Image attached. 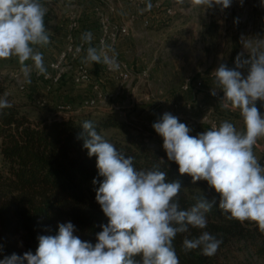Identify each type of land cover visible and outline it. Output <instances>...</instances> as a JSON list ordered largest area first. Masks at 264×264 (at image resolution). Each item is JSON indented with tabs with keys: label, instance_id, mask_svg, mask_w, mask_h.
<instances>
[{
	"label": "clouds",
	"instance_id": "1",
	"mask_svg": "<svg viewBox=\"0 0 264 264\" xmlns=\"http://www.w3.org/2000/svg\"><path fill=\"white\" fill-rule=\"evenodd\" d=\"M195 4L205 8L219 5L223 10L231 6L232 0H195ZM151 8L149 2L144 10ZM46 13L40 0H0V59L17 57L28 83L33 67L38 74H46L43 54L34 47L50 43ZM82 39L90 42L92 33H85ZM244 49L249 50L247 58L241 52L233 68L222 63L211 73L214 86L210 91L214 97L217 90L223 92L220 107L238 111L243 130L224 120L193 136L192 129L168 112L152 127L163 138L167 159L178 165L181 176H190L194 184L206 181L219 195L218 207L228 219L249 222L264 231V165L254 153L258 141L264 138V114L256 106L257 101L264 102V39H258L254 46L248 42ZM86 59L102 62L112 70L119 68L115 56L103 50L98 53L89 47ZM29 60L33 66L25 63ZM6 97V93L0 97V109L12 107ZM82 128L83 147L89 157H96L98 174L103 177L95 200L108 223L100 225L97 242L80 239L71 222L61 223L56 235L38 237L35 254L13 253L0 264H180L173 245L175 237L189 232V226L205 229L206 213L216 200L199 196L193 206L183 209L179 180L169 182L167 172L158 165L137 170L134 157L117 150L91 121H84ZM221 243L204 231L196 238L185 236L183 249L187 252L199 248L203 255L213 256ZM137 256L141 259L136 260Z\"/></svg>",
	"mask_w": 264,
	"mask_h": 264
},
{
	"label": "trees",
	"instance_id": "2",
	"mask_svg": "<svg viewBox=\"0 0 264 264\" xmlns=\"http://www.w3.org/2000/svg\"><path fill=\"white\" fill-rule=\"evenodd\" d=\"M89 43L90 47L94 46ZM99 69L107 73L97 64L94 71L97 73ZM91 71L93 74V69ZM5 93L12 107L0 109L3 159L0 166V260L13 253L22 256L31 251L35 254L38 237L56 235L61 223L71 222L76 229L74 234L80 239L97 242L96 234L102 230L100 225H106L108 219L95 200L103 177L98 174L96 157H89L80 138L83 122L91 121L97 132L117 150L126 157H134L137 170L158 165L167 172L169 182L179 180L182 185L179 202L183 209L193 206L199 196L216 200L206 213L205 229L189 226V232L175 237L173 245L180 264H264V231L255 224L228 219L218 207L219 195L211 189H196L183 179L178 165L167 159L166 152L149 143L151 133L128 115L121 118L111 111L97 117L46 112L15 100L8 92L6 78L0 74V97ZM30 100L35 102L33 97ZM33 108L39 115L29 111ZM111 128L117 129L123 137L108 134ZM94 179L96 184H93ZM204 231L222 240L215 255L205 256L199 248L186 252L183 249L185 236L196 238Z\"/></svg>",
	"mask_w": 264,
	"mask_h": 264
},
{
	"label": "rangeland",
	"instance_id": "3",
	"mask_svg": "<svg viewBox=\"0 0 264 264\" xmlns=\"http://www.w3.org/2000/svg\"><path fill=\"white\" fill-rule=\"evenodd\" d=\"M46 1L51 6H48L45 0H40L47 8L44 21L45 27L47 30L50 29V33L54 34L59 29H63L65 21L69 20L70 25L73 17L80 21L79 12L83 8L80 0ZM96 1L99 15L100 13H110L108 2H112L116 8L114 13L119 19L131 16L126 22H129L132 17L138 14L141 15L140 8L144 6L134 4L131 0ZM148 1H152L155 6L151 10H146V12L157 15L153 18L151 25L146 26L144 24L143 15L138 19H134L131 23L130 35L133 49L128 60L133 63L138 58L144 60L145 69L150 72L152 80V90L155 95L152 100L134 102L131 99L129 87L120 86V83L115 81L119 93H114L117 92L116 87H107L99 81L101 89L105 93L107 92L109 96L104 99V102L91 107L87 104L86 94L80 98L74 97V95H79L78 84L80 83H75L70 74L64 76L57 83H51L37 78V71L34 69L30 73L31 83H28L15 56L0 59V74L6 78L8 92L15 100L27 105L31 104L46 112L71 113L78 109L80 110L79 113L92 114L97 117L101 114H96V111L104 112L107 110L115 112L121 118L128 115L131 120L145 127L150 133L157 134L152 125L162 117L164 104L170 98L164 92H160L163 89L161 84H159L160 87H156L154 84V73L164 78L170 72L169 67H174L175 63L180 61L182 64L172 73L173 80L179 82L178 89H180L189 75L200 76V73H204L202 71H206V74H204L208 76L207 73L214 71L222 63L229 68H233L235 58L239 53L243 52L245 58L248 57L247 51L249 50L244 49L246 43L251 42L254 46L258 39H264V2L262 0H243V4L240 3V0H232L231 6L223 10L219 5L212 8L196 5L195 0H182V2L180 0ZM74 4H77L76 7ZM152 15H150V18L154 17ZM141 32L142 34H139ZM1 70L5 71L1 72ZM244 74L246 75V71ZM32 97L35 102L30 100ZM199 98L206 102L208 106H213L218 115L225 112L220 107L219 99L211 96L204 99L201 95H199ZM256 106L264 112L261 104L258 103ZM101 108L105 110H100ZM29 111L39 115L37 109L33 108ZM107 132L110 135L123 137V134L114 128L109 129ZM148 141L152 144V140L148 138ZM254 153L256 156L263 158L264 148L263 152L254 148ZM2 162L3 159L0 153V166ZM182 178L190 182L196 189L214 190L209 187L206 181H198L194 184L191 177L182 176Z\"/></svg>",
	"mask_w": 264,
	"mask_h": 264
},
{
	"label": "built area",
	"instance_id": "4",
	"mask_svg": "<svg viewBox=\"0 0 264 264\" xmlns=\"http://www.w3.org/2000/svg\"><path fill=\"white\" fill-rule=\"evenodd\" d=\"M131 1L135 4L143 5L147 0ZM74 6L76 7V4H74ZM156 6L159 7L158 4H156ZM108 8L110 13H100L99 15L100 35L95 46L98 53L103 50L109 56L114 55L119 64V68L112 70L105 64V70L120 83V86H127L130 88L131 99L134 102L150 101L155 95L152 90V80L148 69L134 70L130 63L116 52L120 37L130 35L132 29L131 23L134 21L135 17H132L129 22L118 23L112 19V14L116 9L114 4L108 2ZM146 24H149V20H146ZM78 25V19L73 17L69 25L70 34L65 48L61 51L59 57L50 63L49 69L46 70V74H38V72H36V77L51 83H57L64 76L70 74L75 83H92V95L88 98L87 104L94 107L97 106L98 103L104 102V99H107L109 95H106L101 90L99 83L94 82L91 69L81 58L90 47V43L84 40H75L72 31L75 30ZM77 49H80V51H77ZM212 72L209 73V76L214 79L211 74ZM205 76L204 73H201L200 76L189 75L182 85V88L192 91L194 97L188 101L170 98L166 104H164L163 114L165 112L171 113L176 116L180 122L185 123L190 129L207 127L209 130L213 125L219 126V116L214 107L208 106V104L198 96L200 91L206 89ZM210 91L211 88L209 89V93ZM212 97L220 100L223 97V92L217 90V96ZM260 104L264 110V102H260ZM257 158L260 160V163H264V157L260 158L257 156ZM183 177L187 178L190 176L183 175Z\"/></svg>",
	"mask_w": 264,
	"mask_h": 264
},
{
	"label": "crops",
	"instance_id": "5",
	"mask_svg": "<svg viewBox=\"0 0 264 264\" xmlns=\"http://www.w3.org/2000/svg\"><path fill=\"white\" fill-rule=\"evenodd\" d=\"M80 2L83 4V8H81V10L79 12L80 21H79L78 27L72 31V34H73L76 41H80V40H83L82 37L84 36L85 33L91 32L92 33L91 42L94 44V46H92V48L97 49L95 46V43L98 40L99 35H100V18H99L100 16H99V12H97L98 3L96 0H85V1L80 0ZM147 4H148V1H146L143 4L144 6L142 8H140V10H141L140 14L143 15L142 19H143V22L146 26L151 25L153 23V18H155V16L157 15V14L152 15V13H147L146 10H144V9H146ZM142 10H144V11H142ZM141 15L138 14L137 16H135V19L140 18ZM150 15H152L154 17L150 18ZM130 17H128V18L122 17L119 19L116 16V13L112 14V19L118 23H125L126 20L129 19ZM146 20H149V24H146ZM69 34H70V29H69V20H68V21L64 22L63 29H59L57 33L52 34V33H50V29H49L50 43L47 46H34L37 51H39L43 54L44 66H45L46 70L49 69L50 63L52 61L56 60L59 57L61 51L65 48ZM139 34H142V32ZM132 49H133V45H132L131 35L122 36L119 40V43L117 44L116 52L118 53V55L121 56L123 59L127 60L134 70H141L142 68H146L145 62L141 58L136 59L135 63L128 60L130 57V53L132 52ZM81 58L87 64L88 67L93 69V71H94V68L97 67V64H99V68H101V67L103 69L105 68V64L102 62L97 63V62L87 61V59H86L87 58V51L82 55ZM17 60H18V58H17ZM25 63L26 64L29 63L28 64L29 66H33V62L31 60L26 61ZM180 64H182V63L180 61H177V63H175V65H174V67H169L170 72H168V75L164 76V78L162 76H159L156 73H154L155 79L153 82L156 85V87L157 86L160 87L159 84H161L163 86V89H161L160 92H164L167 97H169L171 99H178L180 101H188L194 97V93L192 91L184 90L182 88V85H181L180 89H178L179 82L173 80V74L172 73H174V71L179 67ZM18 66H20V65H18ZM34 69L35 68L33 67L32 70H34ZM190 69H191V66H190ZM4 71L5 70H1V72H4ZM202 72H204L206 74V71H202ZM207 74H208V76H205L206 89L200 91L198 94V96L199 95L203 96L204 99H206V97L211 96L209 93V89L213 86V80H214L213 78H211L209 76V73H207ZM200 75H201V73H200ZM93 77H94V82L99 83V81H101L103 83V85H106L107 87H112V88L116 87L117 92H114V93H119L117 83L115 82L117 80L113 76L111 77L107 73H103L102 70L99 69L97 71V73L94 71ZM91 84L92 83H88V82H82V83L78 84L79 85V93H78L79 95H74V97L80 98V97H83L85 94L87 95L86 96L87 98L91 97V95H92V92H91L92 85ZM101 90L104 92L103 89H101ZM105 94L108 95L107 92ZM260 102L261 101H257L256 105L258 103L260 104ZM100 110H105V109L101 108ZM79 112H80V110L75 109L71 113H79ZM106 112H110V111L106 110L104 112H99V110H98L95 113L96 114H104ZM260 112L262 114H264V112H262V111H260ZM218 116H219L220 122L227 120L229 122H232L237 127L238 130H243V127H242L243 121H242V118H241L238 111L233 112V111L225 110V112L220 113ZM206 130H208L207 127L192 128L190 135L195 136V135H198V134H200ZM149 139L152 140V145L163 149V146H162L163 140L159 135L151 132V136L149 137ZM259 142H261L262 144H260ZM258 144L261 145V147H257V149L260 152H263L264 138H261L258 141ZM261 164L264 165V163H261Z\"/></svg>",
	"mask_w": 264,
	"mask_h": 264
},
{
	"label": "water",
	"instance_id": "6",
	"mask_svg": "<svg viewBox=\"0 0 264 264\" xmlns=\"http://www.w3.org/2000/svg\"><path fill=\"white\" fill-rule=\"evenodd\" d=\"M259 145V144H258ZM259 147H261V145H259Z\"/></svg>",
	"mask_w": 264,
	"mask_h": 264
}]
</instances>
